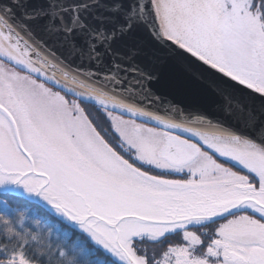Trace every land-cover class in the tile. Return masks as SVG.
I'll list each match as a JSON object with an SVG mask.
<instances>
[{
	"label": "snow or ice",
	"instance_id": "6c2138e0",
	"mask_svg": "<svg viewBox=\"0 0 264 264\" xmlns=\"http://www.w3.org/2000/svg\"><path fill=\"white\" fill-rule=\"evenodd\" d=\"M144 32L243 118L159 94ZM0 264H264V0H0Z\"/></svg>",
	"mask_w": 264,
	"mask_h": 264
},
{
	"label": "water",
	"instance_id": "95a60500",
	"mask_svg": "<svg viewBox=\"0 0 264 264\" xmlns=\"http://www.w3.org/2000/svg\"><path fill=\"white\" fill-rule=\"evenodd\" d=\"M45 2L46 0H32L35 5ZM141 35L160 53V62L156 65L160 80L153 85L159 94L181 103L187 112L193 114L207 115L214 120L223 119L228 123H233L236 116L243 118L236 107L238 103H245L243 96L227 89L218 94L209 87L213 82L222 85L218 74L198 63L191 64L188 55L175 46L170 50L158 42L151 41L147 32ZM190 64L191 71H188L186 66ZM229 111L231 115L226 114Z\"/></svg>",
	"mask_w": 264,
	"mask_h": 264
},
{
	"label": "flooded vegetation",
	"instance_id": "af4514ba",
	"mask_svg": "<svg viewBox=\"0 0 264 264\" xmlns=\"http://www.w3.org/2000/svg\"><path fill=\"white\" fill-rule=\"evenodd\" d=\"M179 238H180V234H175V235H169V236L167 237V240H170V241H172V242H176V241L179 240ZM149 247H150V248L155 247V248H157V249H160L162 246H161V245H149Z\"/></svg>",
	"mask_w": 264,
	"mask_h": 264
},
{
	"label": "trees",
	"instance_id": "16d2710c",
	"mask_svg": "<svg viewBox=\"0 0 264 264\" xmlns=\"http://www.w3.org/2000/svg\"><path fill=\"white\" fill-rule=\"evenodd\" d=\"M92 108H93V106L92 105H90ZM90 110H92L91 108H89ZM20 207L21 208H23L24 207V204H23V202H21V205H20ZM29 207H32L33 209H35L38 213H39V215H41V216H43L44 215V213L39 209V208H37L35 205H30ZM73 238H75V234H74V236H73ZM101 258H103V257H101Z\"/></svg>",
	"mask_w": 264,
	"mask_h": 264
}]
</instances>
